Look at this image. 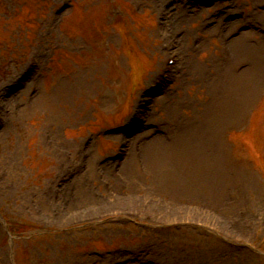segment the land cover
I'll list each match as a JSON object with an SVG mask.
<instances>
[{
    "label": "rangeland",
    "instance_id": "374dc122",
    "mask_svg": "<svg viewBox=\"0 0 264 264\" xmlns=\"http://www.w3.org/2000/svg\"><path fill=\"white\" fill-rule=\"evenodd\" d=\"M262 241L264 0H0V264Z\"/></svg>",
    "mask_w": 264,
    "mask_h": 264
},
{
    "label": "bare ground",
    "instance_id": "6f19581e",
    "mask_svg": "<svg viewBox=\"0 0 264 264\" xmlns=\"http://www.w3.org/2000/svg\"><path fill=\"white\" fill-rule=\"evenodd\" d=\"M243 100H245V99H243ZM188 151H189V150H188ZM188 151H187V152H188Z\"/></svg>",
    "mask_w": 264,
    "mask_h": 264
}]
</instances>
